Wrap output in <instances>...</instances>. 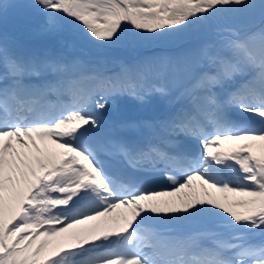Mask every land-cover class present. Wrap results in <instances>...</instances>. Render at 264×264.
<instances>
[{
    "label": "snow or ice",
    "instance_id": "1",
    "mask_svg": "<svg viewBox=\"0 0 264 264\" xmlns=\"http://www.w3.org/2000/svg\"><path fill=\"white\" fill-rule=\"evenodd\" d=\"M20 8L48 46L0 34V264H264V0Z\"/></svg>",
    "mask_w": 264,
    "mask_h": 264
},
{
    "label": "bare ground",
    "instance_id": "2",
    "mask_svg": "<svg viewBox=\"0 0 264 264\" xmlns=\"http://www.w3.org/2000/svg\"><path fill=\"white\" fill-rule=\"evenodd\" d=\"M41 46H43L45 48L48 45L46 44L45 41H42V45ZM41 46H40V49H41ZM68 54L70 55L72 53L69 51ZM147 54H151V53H147ZM103 55H104V58H105L106 61H112V62L116 63V62H118L120 60H128L132 56L136 55V53H132V52L124 49L123 47L117 46V47H114V48H111V49L104 50ZM124 109L128 110L130 112H133L132 109H136V107H134V106H126ZM137 110L141 111L140 109H137ZM126 211L127 210L123 206H121L120 208H118V209L113 211V215L117 216L118 218H120L122 216V214L126 213Z\"/></svg>",
    "mask_w": 264,
    "mask_h": 264
},
{
    "label": "rangeland",
    "instance_id": "3",
    "mask_svg": "<svg viewBox=\"0 0 264 264\" xmlns=\"http://www.w3.org/2000/svg\"><path fill=\"white\" fill-rule=\"evenodd\" d=\"M83 225H80V226H78V227H82Z\"/></svg>",
    "mask_w": 264,
    "mask_h": 264
}]
</instances>
